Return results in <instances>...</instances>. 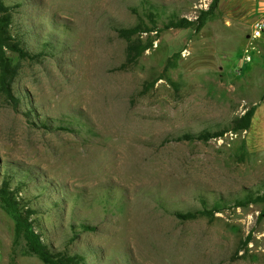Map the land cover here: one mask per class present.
<instances>
[{
  "label": "rangeland",
  "instance_id": "obj_1",
  "mask_svg": "<svg viewBox=\"0 0 264 264\" xmlns=\"http://www.w3.org/2000/svg\"><path fill=\"white\" fill-rule=\"evenodd\" d=\"M211 1L3 0L37 58L6 54L0 181L50 249L84 264H264V215L246 201L264 193V112L247 131L181 139L264 102V33L250 39L264 0H218L200 31L162 30ZM150 14L152 46L127 63L118 31ZM196 210L213 215L176 216ZM0 264H43L1 207Z\"/></svg>",
  "mask_w": 264,
  "mask_h": 264
},
{
  "label": "trees",
  "instance_id": "obj_2",
  "mask_svg": "<svg viewBox=\"0 0 264 264\" xmlns=\"http://www.w3.org/2000/svg\"><path fill=\"white\" fill-rule=\"evenodd\" d=\"M218 0H212L207 10L200 11V14L194 20L169 19L162 27V30L168 29H193L195 32L200 31L208 19L215 17V9ZM151 25L139 21L135 26L118 31L120 37L126 40V62L133 63L145 51L151 48L152 41L145 39L140 40L143 34L149 35L155 30V21L153 14L148 16ZM12 7L6 5L0 0V92L4 95L10 104H16V98L11 92V79L14 68L11 65L7 52L16 54L21 59L37 58L32 55L25 47L21 40L17 39L11 33ZM136 38L132 41V38ZM255 112V106L246 109L240 116L233 118L229 124L221 130L215 132H201L197 135L182 136L183 140L209 141L210 139L220 138L225 133H237L247 131L251 124V119ZM0 181V207L9 214L14 221V243L23 242L25 252L29 255L36 256L43 264H84L83 255L74 253L68 254L65 251L52 250L42 240L40 234L35 229V220L32 215L36 212L25 205H21L15 196V192L10 187V179L2 178ZM248 203H256L261 206L260 214L264 215V193L255 197H248ZM213 211L196 210L190 213L176 214L183 220L195 219L198 216H212ZM83 228V227H82Z\"/></svg>",
  "mask_w": 264,
  "mask_h": 264
},
{
  "label": "built area",
  "instance_id": "obj_3",
  "mask_svg": "<svg viewBox=\"0 0 264 264\" xmlns=\"http://www.w3.org/2000/svg\"><path fill=\"white\" fill-rule=\"evenodd\" d=\"M264 33V19H257L252 24L250 39L257 41L259 40ZM249 61V58L246 59Z\"/></svg>",
  "mask_w": 264,
  "mask_h": 264
},
{
  "label": "crops",
  "instance_id": "obj_4",
  "mask_svg": "<svg viewBox=\"0 0 264 264\" xmlns=\"http://www.w3.org/2000/svg\"><path fill=\"white\" fill-rule=\"evenodd\" d=\"M263 94H264V86H263ZM263 107H264V102H263V104L259 108L255 109L254 115H253V117L251 119V123L252 124L259 121V120L256 121V119L261 114V112L262 113L264 112V110H263L264 108Z\"/></svg>",
  "mask_w": 264,
  "mask_h": 264
}]
</instances>
